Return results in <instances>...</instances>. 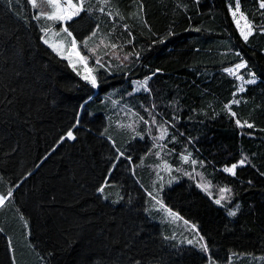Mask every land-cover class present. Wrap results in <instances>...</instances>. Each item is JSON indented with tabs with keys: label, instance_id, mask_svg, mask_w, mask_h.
I'll list each match as a JSON object with an SVG mask.
<instances>
[{
	"label": "trees",
	"instance_id": "trees-1",
	"mask_svg": "<svg viewBox=\"0 0 264 264\" xmlns=\"http://www.w3.org/2000/svg\"><path fill=\"white\" fill-rule=\"evenodd\" d=\"M239 2L255 29L247 42L229 10L235 0H111L122 20L98 12L92 0V11L66 27L95 69L93 88L43 43L26 0H0V195L13 190L0 208V264H209L239 253L264 256V10L259 0ZM97 25L88 48L108 33L105 43L118 45L96 49L103 68L83 46ZM242 61L239 74L254 73L256 83L239 92L241 81L224 69ZM149 76L150 91H136L133 82ZM161 124L163 142L154 139ZM69 130L75 140L66 138ZM159 144L173 152V175L191 153L213 187L231 193H213L217 204L187 177L156 189L149 164ZM244 156L249 162L235 176L223 171ZM155 200L189 223L207 251L173 243L153 217Z\"/></svg>",
	"mask_w": 264,
	"mask_h": 264
},
{
	"label": "snow or ice",
	"instance_id": "snow-or-ice-1",
	"mask_svg": "<svg viewBox=\"0 0 264 264\" xmlns=\"http://www.w3.org/2000/svg\"><path fill=\"white\" fill-rule=\"evenodd\" d=\"M27 4L35 10V15L33 16V19L39 21L41 19L45 20V21H51L53 22L48 28L42 27L41 31L44 33V37H42L43 43L48 45L49 48L52 49L53 52L56 53L57 56L62 57L63 59H67L69 60V63H72L71 61V55L74 54L78 60L84 64V66L87 68V60H88V56L85 55H81V53L77 50L78 45H77V41L76 39L73 37V34L71 31L68 30V27H62L60 28L58 31H53V29L55 28V24L56 23H61V24H66L67 22L73 20L74 17H78L80 16V14L82 12H91L92 11V0H26ZM111 0H96V4L99 5V7L96 8V10L102 14L107 15L108 17L112 18L113 20H115V16H119L120 19H124V17L119 13V11H117L115 13V15L113 14V12L111 11L109 5H110ZM143 6L141 5V11H142ZM259 8L264 10V0H259ZM107 9V10H106ZM229 10L231 12V15L233 17V20L236 24L237 29L239 30V34L240 36L243 38V40L245 42L248 41L249 37L251 35L254 34V26L251 22L247 21V18L243 15V13H241V6H240V2L239 0H235V8L234 10L232 9V4L229 3ZM240 13V18H237V14ZM264 14V13H262ZM243 19L245 20V24L242 27L240 20ZM124 29L126 31H129V26L128 25H123ZM199 29H197L198 31ZM261 33H264V26H260L258 29ZM52 31V34L55 36H60L61 33L66 34L61 38V43L58 44H54V43H50L48 38V34L49 32ZM114 31V29H113ZM99 32V25H97L96 29L93 30L91 32V34L87 37V39H85L83 41V46L85 48L88 49V51L90 53H92L93 55H95V63L103 68L105 67V64L102 62V58L99 55H96V49L100 47V45H104L105 48H111V49H116L118 47L117 44L115 43H105L106 40L109 39V37L111 36V33H108L105 36H102L99 38V44L96 45V47L94 48H88V41L93 40V38L97 37ZM169 35H171V32L169 33ZM129 36H131V31H129ZM68 38H71L70 40H68ZM64 41H67V44L70 45V47L68 49H66V51L69 53L68 55L65 54V50H63V44ZM129 43H131V41H128ZM160 42H163V40H161ZM107 54V53H105ZM133 53H129L127 55H125L123 57L124 60H128L129 56L132 55ZM135 55L137 56V58L139 57V53H135ZM237 55H240L239 53H237ZM119 58V57H117ZM246 62H241L236 64L233 68H226L224 69L225 72H227L229 75L235 76L236 79L243 81V83L240 84L238 91L239 92H243L245 91L244 85L245 84H254L256 83V78H255V74L251 73V79H245L243 75H238V71L242 68H246ZM73 67L75 68V65H73ZM95 71L94 68H88V72L89 75H85L82 78L84 80H86L93 88L98 87L97 84V78L95 75H91V73H93ZM79 74V73H78ZM153 75H155V73H153ZM152 77H146L143 81H134V85H135V90L136 91H140V90H144L146 92H149L150 89L148 88V81L151 79ZM232 103H239L238 100H233ZM225 108H227L230 111V105H225ZM232 116H235V113H231ZM135 115V114H134ZM149 115L151 116L152 113L149 112ZM140 120L144 121L145 124L148 123V121H145L143 117H139ZM152 124L156 125L157 121L155 119V116H152ZM78 123V122H77ZM235 123L243 128L245 126V124H247V127L252 128L253 125L247 122L241 123V121L239 119H237L235 121ZM123 127H132V125H125ZM159 131H160V136L155 137L154 139L157 140H163L166 138L167 136V128L164 127V125H159ZM137 135H140L139 133H137ZM66 138L69 140H75L76 137L73 135V132L71 130H69L66 134ZM142 138V137H141ZM65 139V137H62L61 140ZM175 139V137H173V140ZM121 155H123V153H121ZM191 153H188L187 155H184L181 157V159L185 162L188 163L189 161L191 162L192 165H196L197 161L196 160H191ZM129 159H131L129 157ZM246 162H249L248 157L244 156L242 157V159H240L237 163L232 164L230 167H225L223 169L224 172L226 173H230L232 176L236 175V168L239 166H244L246 164ZM201 166H203V162H200ZM165 166H167L166 162H165ZM249 183H251V181H249ZM107 185V181L105 182L104 186H101L97 189V191L101 194L104 193L105 190V186ZM220 192L223 193H231V189L230 188H221ZM13 194V190L10 188L8 190L7 196L5 195H0V208H3L5 206V202L9 201L10 198L12 197ZM149 195H151V193H149ZM107 198V197H105ZM221 199H225V197L222 195ZM221 199H217L215 201V203L220 204L221 203ZM157 203H161L160 201H157ZM161 207H163L162 203H161ZM239 206H237L238 209ZM170 215H175L174 213L169 212ZM228 215L230 216H235L236 215V211H229ZM27 223V222H25ZM0 231H2V229H0ZM202 239V238H201ZM189 244L193 243L191 240L188 241ZM203 248L204 251H207V247L202 245L201 246ZM15 264V261H14Z\"/></svg>",
	"mask_w": 264,
	"mask_h": 264
},
{
	"label": "rangeland",
	"instance_id": "rangeland-1",
	"mask_svg": "<svg viewBox=\"0 0 264 264\" xmlns=\"http://www.w3.org/2000/svg\"><path fill=\"white\" fill-rule=\"evenodd\" d=\"M237 18L238 19L240 18V13L237 14ZM247 21H248V19H247ZM38 23L40 24L41 28L42 27L48 28L53 22L45 21V20L41 19L38 21ZM240 23H241V26L243 27L245 24V20L241 19ZM60 24L61 23H56L53 31H58L60 28L66 27V24H62V27L60 26ZM64 35H66V34L61 33V35L58 37V36L53 35L52 31H50L48 34V37H45V38H48L50 43H54V44L59 45L61 43V38ZM43 37H44V33H43ZM70 39L71 38H68V40H70ZM69 47H70V45L67 44V41H64L63 50H65L66 55L69 54L66 51V49H68ZM77 50L79 51V47L77 48ZM70 58H71L72 63H69V60H67V59H64V60L68 61V63L70 64V66L72 67L73 70L80 73L82 77L85 75H89L88 67L87 68L85 66L83 67L82 63L78 60V58L74 54H72ZM73 65H75V68L73 67ZM240 70L237 73L238 75H240L239 74ZM91 75H94V74L91 73ZM241 83H243V81H241ZM166 137H168V133H167ZM163 141H164V139L161 140L160 142H163ZM166 154L168 157L166 156ZM181 157H180L181 164L178 165L180 175L175 176L172 173L174 170V168H173L174 166L172 164L173 152H169L168 147L164 144L163 145L159 144L156 146V148L154 149V151L152 153L153 161L149 164V165H153L151 167V172H152L151 173V176H152L151 181L153 183H155L156 189L158 187L163 188V187L167 186L168 183H170V182L176 183L180 178L182 179L183 177H187L188 179H191V178L195 179L197 184L199 185V187L203 191H205L206 194L211 199H213L214 201H216V199H214L213 193H216L219 196V198H221L222 195L223 196L225 195V193L221 194L220 189H216L215 187H213V185L203 176L204 173L199 170L198 163H196V165H192L190 161L188 163H185L181 159ZM190 159L194 160V159H192V156ZM165 162H166L167 166H165ZM157 201L158 200H155L153 203V209H155V210H159L162 208L161 203H157ZM165 214L166 215L169 214V211L166 210ZM20 218L22 219L23 225L26 227V230H25L26 237L29 238L30 237L29 224L25 223L26 219L24 217H20ZM186 226H188V225L186 224ZM190 228L193 230V227L190 226ZM194 230H193L194 234L199 236ZM202 245H204V243ZM16 264H18V263L16 262ZM41 264H46V263L42 262ZM209 264H264V256L263 255H256L253 253H239V254H233L230 257V259L226 262L217 261L216 259H214V260L210 259Z\"/></svg>",
	"mask_w": 264,
	"mask_h": 264
},
{
	"label": "crops",
	"instance_id": "crops-1",
	"mask_svg": "<svg viewBox=\"0 0 264 264\" xmlns=\"http://www.w3.org/2000/svg\"><path fill=\"white\" fill-rule=\"evenodd\" d=\"M84 67V64H82ZM159 201V200H158ZM171 212L168 208L163 206L159 210H155L156 212L153 217L158 220L164 227H166L168 231V238L173 242L177 243V245H186L189 244L188 241L191 240L193 243L191 245H201L204 243L203 238L199 235H195L193 230L190 228L189 223H187L185 220L180 218L177 214L170 215L165 214V211ZM173 213V212H171ZM186 224L189 226H186ZM192 227V226H191ZM195 231V230H194ZM196 232V231H195ZM197 233V232H196ZM202 238V239H201Z\"/></svg>",
	"mask_w": 264,
	"mask_h": 264
},
{
	"label": "bare ground",
	"instance_id": "bare-ground-1",
	"mask_svg": "<svg viewBox=\"0 0 264 264\" xmlns=\"http://www.w3.org/2000/svg\"><path fill=\"white\" fill-rule=\"evenodd\" d=\"M145 155H147V154H145ZM147 157V156H146ZM150 157V155L148 154V157L147 158H149Z\"/></svg>",
	"mask_w": 264,
	"mask_h": 264
}]
</instances>
